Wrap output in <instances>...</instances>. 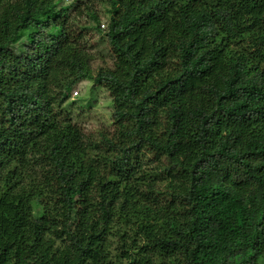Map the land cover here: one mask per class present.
<instances>
[{"label": "trees", "instance_id": "trees-1", "mask_svg": "<svg viewBox=\"0 0 264 264\" xmlns=\"http://www.w3.org/2000/svg\"><path fill=\"white\" fill-rule=\"evenodd\" d=\"M100 1L0 0V264H264V0Z\"/></svg>", "mask_w": 264, "mask_h": 264}, {"label": "rangeland", "instance_id": "rangeland-1", "mask_svg": "<svg viewBox=\"0 0 264 264\" xmlns=\"http://www.w3.org/2000/svg\"><path fill=\"white\" fill-rule=\"evenodd\" d=\"M73 0H62L61 4H71ZM98 14L100 24L106 25L108 14L107 5L100 0H89ZM70 9L69 11H71ZM79 24L90 23L85 20V15H82V20H77ZM30 22L29 24H31ZM45 24H49L48 22ZM34 26V25H33ZM101 27V26H100ZM46 28V27H45ZM102 28V27H101ZM37 40L44 49L48 52L54 48V41L49 37L46 38L43 32H38ZM87 48L89 56L87 59L88 73H94L102 67H112L113 55L105 40L99 34L92 31L88 32ZM13 50L17 51V47L12 45ZM78 90L77 96H71L69 106L65 107V112L69 114L72 121L77 124L88 137L97 138L99 130L112 131V110L113 103L109 92L102 86H98L89 80H83L73 87L72 90ZM68 101V103H69Z\"/></svg>", "mask_w": 264, "mask_h": 264}, {"label": "built area", "instance_id": "built-area-1", "mask_svg": "<svg viewBox=\"0 0 264 264\" xmlns=\"http://www.w3.org/2000/svg\"><path fill=\"white\" fill-rule=\"evenodd\" d=\"M101 26H104V24L102 23ZM78 95V90L75 89L71 92V96H77Z\"/></svg>", "mask_w": 264, "mask_h": 264}, {"label": "clouds", "instance_id": "clouds-1", "mask_svg": "<svg viewBox=\"0 0 264 264\" xmlns=\"http://www.w3.org/2000/svg\"><path fill=\"white\" fill-rule=\"evenodd\" d=\"M103 24H104V23H103ZM100 26H101V24H100ZM105 26H106V25L104 24V26H101V27H102V28H105ZM72 91H73V90H72ZM72 91H71V92H72ZM70 97H71V96H70Z\"/></svg>", "mask_w": 264, "mask_h": 264}]
</instances>
